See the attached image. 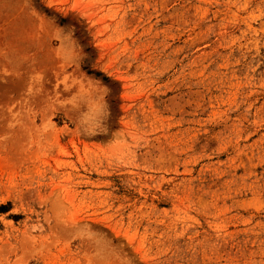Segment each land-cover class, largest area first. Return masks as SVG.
<instances>
[{
    "label": "rangeland",
    "instance_id": "1",
    "mask_svg": "<svg viewBox=\"0 0 264 264\" xmlns=\"http://www.w3.org/2000/svg\"><path fill=\"white\" fill-rule=\"evenodd\" d=\"M0 264H264V0H0Z\"/></svg>",
    "mask_w": 264,
    "mask_h": 264
}]
</instances>
